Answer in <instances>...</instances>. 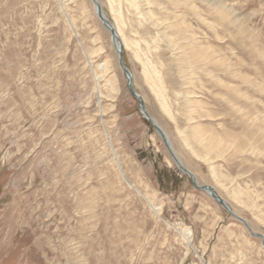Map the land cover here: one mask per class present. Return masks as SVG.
Segmentation results:
<instances>
[{
	"label": "rangeland",
	"instance_id": "1",
	"mask_svg": "<svg viewBox=\"0 0 264 264\" xmlns=\"http://www.w3.org/2000/svg\"><path fill=\"white\" fill-rule=\"evenodd\" d=\"M98 1L177 158L264 236V0ZM139 106L92 0H0V264H264Z\"/></svg>",
	"mask_w": 264,
	"mask_h": 264
},
{
	"label": "water",
	"instance_id": "2",
	"mask_svg": "<svg viewBox=\"0 0 264 264\" xmlns=\"http://www.w3.org/2000/svg\"><path fill=\"white\" fill-rule=\"evenodd\" d=\"M94 7H95V12H96V16L98 17V19L100 20V22L102 23V25L111 33V37H112V42L113 45L117 51V53L119 54V63H120V67L123 70L127 80H128V86H129V90L132 94L133 97H135L138 101H139V107H140V111L143 114V116L145 117V119L155 128V130L159 133V135L161 136V138L163 139L166 147L168 148L170 155L172 156L174 162L176 163V165L178 166V168L180 169V171H182L183 173H185L186 175H188L193 182V185L196 189L201 190V191H205L207 192L211 198H213L216 202H218V204L222 207H224L229 214L235 218L236 220L240 221L241 223L244 224V226L248 229V231L250 232V234L256 238H261L263 240V246H264V236L259 235V234H255L252 230V228L250 227V225L248 224V222L246 220H244L243 218H241L240 216L236 215L227 205V203L225 202V200L220 197L219 195H217L215 189L211 186H200L198 185L197 179L196 177L190 173L181 163V161L177 158L176 154L174 153V151L171 149L170 147V143L168 140L167 135L164 133L163 129L158 126L156 123H154V121L152 120V118L150 117V115L148 114L145 106H144V102L143 99L140 97V95L136 92V90L133 87V80H132V75L130 73V71L125 67L124 61H123V49L120 43H118V37L116 35V32L114 30V28L111 26L110 21L108 20V18L106 17V15L104 14V11L102 9V6L100 4V2L98 0H92Z\"/></svg>",
	"mask_w": 264,
	"mask_h": 264
},
{
	"label": "bare ground",
	"instance_id": "3",
	"mask_svg": "<svg viewBox=\"0 0 264 264\" xmlns=\"http://www.w3.org/2000/svg\"><path fill=\"white\" fill-rule=\"evenodd\" d=\"M114 2H115V0H113L112 1V3L114 4ZM141 2V1H140ZM131 6L137 11V13L138 14H140V15H142V17L143 16H145L144 15V13L142 14V12H140L141 11V6H139L138 4H137V2H136V0H131ZM222 6V5H221ZM103 9V8H102ZM118 10H119V8H118ZM116 12H118L117 10H116ZM152 12V11H151ZM151 12H149V13H147V14H149L150 15V13ZM105 14V13H104ZM146 14V13H145ZM146 18V17H145ZM150 18V17H149ZM148 19V18H147ZM167 22V21H166ZM110 24H111V26L114 28V30H115V32H116V35H117V37H118V43H120L121 44V46H122V43H121V41H120V36L122 35V32H121V30L119 29V27L117 26L116 27V25L115 24H113L112 22H110ZM178 33V32H177ZM111 34V33H110ZM173 39V38H172ZM135 54V53H134ZM131 73V72H130ZM132 75V74H131ZM133 77V76H132ZM140 95V94H139ZM141 97V96H140ZM142 98V97H141ZM153 121H154V123H156L157 125H158V123L154 120V119H152ZM159 126V125H158ZM165 133V132H164ZM170 143V142H169ZM170 147H171V149H172V146H171V143H170ZM183 165V164H182ZM184 166V165H183ZM187 169V168H186ZM188 170V169H187ZM189 171V170H188ZM190 173H192L191 171H189ZM193 174V173H192ZM194 175V174H193ZM195 176V175H194ZM196 177V176H195ZM217 193V192H216ZM218 195V194H217ZM221 197V196H220ZM226 202V201H225ZM227 203V202H226ZM227 205H228V207L230 208V206H229V204L227 203ZM231 209V208H230ZM232 210V209H231ZM184 237H185V239L188 241V242H190V239H191V230L190 229H185L184 230Z\"/></svg>",
	"mask_w": 264,
	"mask_h": 264
}]
</instances>
